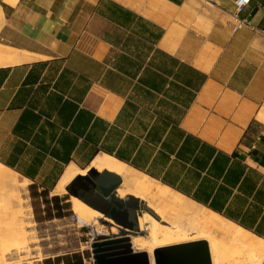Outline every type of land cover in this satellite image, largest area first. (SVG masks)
<instances>
[{"label":"crops","instance_id":"obj_1","mask_svg":"<svg viewBox=\"0 0 264 264\" xmlns=\"http://www.w3.org/2000/svg\"><path fill=\"white\" fill-rule=\"evenodd\" d=\"M234 11L0 0V164L54 194L108 156L264 240V0Z\"/></svg>","mask_w":264,"mask_h":264},{"label":"bare ground","instance_id":"obj_2","mask_svg":"<svg viewBox=\"0 0 264 264\" xmlns=\"http://www.w3.org/2000/svg\"><path fill=\"white\" fill-rule=\"evenodd\" d=\"M91 169L118 175L123 183L117 189V196L121 199L133 196L146 204L148 210L140 214L139 222L148 235L133 236L131 243L135 251L148 253L151 264H155L156 249L201 240L209 244L212 264H264L263 239L111 157L96 158L86 170L69 167L54 194H66L65 187L77 175L86 176ZM28 187L27 180L21 181L18 174L0 164V214L11 212L13 216L8 224V236H0V264H12L5 259L12 247L18 251L27 249L29 253L28 241L33 233L28 234V229L34 227V222L26 197ZM69 202L75 215L98 230H103L101 219L113 224V220L81 199L71 196ZM112 231L118 230L113 227Z\"/></svg>","mask_w":264,"mask_h":264},{"label":"water","instance_id":"obj_3","mask_svg":"<svg viewBox=\"0 0 264 264\" xmlns=\"http://www.w3.org/2000/svg\"><path fill=\"white\" fill-rule=\"evenodd\" d=\"M122 178L107 170L102 173L96 169L88 172L87 176L77 177L68 187L71 196L81 199L88 206L101 212L105 218L113 220V224L125 228H133L118 218L121 209H133L128 201L117 196V189L122 185ZM141 202L133 196L128 197ZM144 210L146 204L141 202ZM135 210L138 207L134 208ZM78 223L88 229L93 239V254L95 264H151V258L146 252H137L133 249L131 238L122 239V247L115 246L117 241L112 236L88 224L79 216L74 215ZM101 224H108L107 220H99ZM155 264H212L211 252L207 241H195L170 247L156 249L154 252Z\"/></svg>","mask_w":264,"mask_h":264},{"label":"rangeland","instance_id":"obj_4","mask_svg":"<svg viewBox=\"0 0 264 264\" xmlns=\"http://www.w3.org/2000/svg\"><path fill=\"white\" fill-rule=\"evenodd\" d=\"M26 197L32 207L34 227L28 229V250H15L6 255L12 264H95L93 239L88 229L75 218L69 193L55 196L29 186ZM145 211V210H144ZM11 212L0 214V236H8ZM99 224H101L99 222ZM103 232L111 230L105 225ZM133 236H147V231ZM14 249V250H13Z\"/></svg>","mask_w":264,"mask_h":264},{"label":"flooded vegetation","instance_id":"obj_5","mask_svg":"<svg viewBox=\"0 0 264 264\" xmlns=\"http://www.w3.org/2000/svg\"><path fill=\"white\" fill-rule=\"evenodd\" d=\"M124 200L128 201L130 203V206L133 207V209H130V208L121 209L117 206V208L120 210L119 211L120 213L118 214V218L122 220L123 222H125L127 225H134V227L125 228L120 225L111 224L110 222H108L106 226L111 231L105 232L112 236V240L117 241L115 243V246H119V247H122L124 245V242L121 241L122 239L127 238V237L131 238L133 237L132 234L140 235L144 233V230L141 229L140 222H139L140 214L143 213L144 211V207L142 203L136 202L130 198H125ZM136 207H138L137 210L134 209ZM113 227L117 228L118 230L117 233H114L112 231Z\"/></svg>","mask_w":264,"mask_h":264},{"label":"built area","instance_id":"obj_6","mask_svg":"<svg viewBox=\"0 0 264 264\" xmlns=\"http://www.w3.org/2000/svg\"><path fill=\"white\" fill-rule=\"evenodd\" d=\"M252 0H235V11L233 13L234 22L232 23L233 31L236 32L244 27L255 28L252 22L246 18H242V12L250 5ZM264 33V29H261Z\"/></svg>","mask_w":264,"mask_h":264}]
</instances>
